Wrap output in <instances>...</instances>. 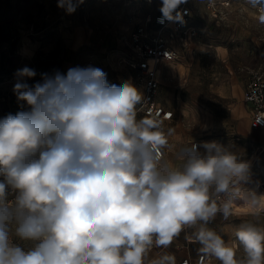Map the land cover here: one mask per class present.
I'll return each mask as SVG.
<instances>
[{
	"label": "clouds",
	"instance_id": "clouds-1",
	"mask_svg": "<svg viewBox=\"0 0 264 264\" xmlns=\"http://www.w3.org/2000/svg\"><path fill=\"white\" fill-rule=\"evenodd\" d=\"M187 2L161 0L158 22L183 23ZM81 3L57 6L72 14ZM247 3L264 24V0ZM15 75L21 110L0 118V264H144L153 246L168 248L185 228H197L205 257L264 264V228H237V259L207 227L218 212L229 218L232 189L250 179L234 151L192 142L173 165L163 158L173 130L157 116L137 118L142 92L128 81L110 84L100 68L41 73L31 85L34 69ZM250 204L258 207L255 195ZM153 264L176 262L164 255Z\"/></svg>",
	"mask_w": 264,
	"mask_h": 264
},
{
	"label": "rangeland",
	"instance_id": "rangeland-1",
	"mask_svg": "<svg viewBox=\"0 0 264 264\" xmlns=\"http://www.w3.org/2000/svg\"><path fill=\"white\" fill-rule=\"evenodd\" d=\"M57 2L0 0V118L21 110L13 86L17 70L26 66L37 73L27 81L30 85L40 81L41 73L59 71L66 74L70 68L90 66L102 69L107 79L136 85L135 72L123 61L132 53L128 46L129 31L139 17L136 18L133 13V6L110 0H83L75 12L68 14L57 6ZM196 2L198 22L208 33L206 42L209 47L204 49L209 50L203 55L199 52L194 67L189 66V59L165 66L159 99L173 109L174 119L164 123L163 130H173L168 138L170 145L176 139L183 146L187 145L186 139L191 138L215 141L246 160L250 158L249 139L242 137L241 141H233V136L229 134L230 127L246 118L237 113L235 101L223 99L220 95H231L232 85L235 90L241 86L242 91L248 67L257 68L263 63L264 27L243 0H233L230 6L220 7L216 13L208 10L203 0ZM143 8L140 9L141 14L152 9L148 4H144ZM217 46H225L230 54L233 51V57L245 65L243 69H237L236 76L230 81L231 87H220L227 75L222 62L223 54L217 52ZM238 104L242 105V100ZM229 108L235 109L237 116L234 117ZM253 142L261 144L255 138ZM258 146L252 147L254 153L251 154L257 157L253 167L252 162L248 163L250 174L252 169L259 180H264V145ZM257 149L258 156L255 155ZM165 160L172 162L170 156ZM244 186L236 185L232 193H237L238 188ZM256 209L262 212L264 205ZM259 216L255 218L249 213L237 211L224 219L222 214L217 213L207 227L234 247L238 243L235 232L242 224L264 228V213ZM196 230L185 228L168 248L158 247L149 251L144 264H153L164 255L174 256L176 264H180L182 257L195 256L201 247L194 239ZM243 256V249L238 244L236 257L241 259ZM215 259V262L218 261Z\"/></svg>",
	"mask_w": 264,
	"mask_h": 264
},
{
	"label": "built area",
	"instance_id": "built-area-1",
	"mask_svg": "<svg viewBox=\"0 0 264 264\" xmlns=\"http://www.w3.org/2000/svg\"><path fill=\"white\" fill-rule=\"evenodd\" d=\"M121 2L124 6H133L137 22L129 31L128 46L132 53L128 59H124L129 67L135 72L136 87L143 94V102L137 106V118L157 116L162 122L172 120L174 111L167 107L159 99L161 96L162 76L165 66H171L189 59V66H193L198 58L199 52H205L204 48L209 47L206 42L207 29L199 24V14L196 0H188L186 4L180 6V11H186L184 22L159 23L158 18L162 15L160 12L161 0H110ZM208 10L213 13L219 12L220 7L227 8L233 0H203ZM249 9L256 10L243 0ZM140 3L139 5H137ZM133 4V5H132ZM148 4L149 9L141 14L140 9ZM264 27V24H263ZM264 43V37L262 38ZM203 45V46H202ZM264 45V44H263ZM202 46V47H201ZM247 88L244 101L248 107L251 125L253 128H264V124H255L257 119L264 118V60L259 67L249 70L247 77ZM110 84L120 85L111 78L107 79ZM200 144V141H193ZM167 155L166 149L163 151V158ZM237 193L233 194L231 199L232 213H236L238 201ZM213 198H217L214 194ZM219 200L227 201L228 194H222ZM250 213V211H238ZM259 212V211H258ZM158 247L153 246L150 251ZM213 257H205L202 253L192 257L183 258L180 264H208Z\"/></svg>",
	"mask_w": 264,
	"mask_h": 264
},
{
	"label": "crops",
	"instance_id": "crops-1",
	"mask_svg": "<svg viewBox=\"0 0 264 264\" xmlns=\"http://www.w3.org/2000/svg\"><path fill=\"white\" fill-rule=\"evenodd\" d=\"M208 50L209 49H207L205 52H203L202 55L204 53L208 52ZM216 50H217V52L220 55L223 54L222 62L224 64V67L226 68L225 70H226V75H227L226 78H223V82H225V83L222 82L220 87H223V88L231 87V84H230L231 82L230 81L233 80L234 79L233 77L236 76L237 69H243V67L245 65H244L243 62H241L238 59H236L235 57H233V56H235V53H233V51H232V54H230L231 53L230 50L228 48H226L225 46H217ZM192 67H194V65ZM248 68H249L248 70L251 69L250 67H248ZM246 79H245L242 91L240 89L241 86L237 87V89L235 90V88L233 89V85H232V93H231V95H229V96L228 95H220V97L223 98V99H231V102L235 101L234 103H237V113H239L241 116L246 118V119H242L241 123L240 122L239 123H235L232 127H230L229 128V134H231L233 136V139H232L233 141H241L242 137L244 139H249L248 145L250 147V151H249L248 155H250V158H247L245 161L252 162V167H253L254 161H255V159L257 157L252 156L251 153L252 152L254 153V150H253L252 147H256L257 148V147H259L258 145H264V128L257 129V128H253L252 125H251L250 113H249L248 107H247V105H246V103L244 101V96H245V92H246V88H247V84H246L247 80ZM241 100H242V105L238 104V103H240ZM231 105H233V104H231ZM230 110L233 112L232 114H233L234 117L237 116L236 115L237 113H236L235 109H230ZM173 119H174V117H173ZM172 120L163 121L162 125L164 123L170 122ZM210 129L211 128L206 129V130H210ZM253 138H255L257 141H260L261 144H259L258 142H256L257 144H255L253 142ZM186 140L187 141H185V142H187V145H185V146L191 145V143L193 141H200V143L204 142V139L203 140H199V138H191L189 140L188 139H186ZM171 144L172 145L169 144V147L166 148L167 155H166L165 159H167V157L170 156L172 158V162H170V161L169 162L172 163L175 166H180L181 162L176 158L175 153H176V151H178V149L180 147H183V145L181 144V141H179V139L178 140L176 139ZM255 155L256 156L259 155L258 149L255 151ZM251 171L252 172L250 174V179L245 184L253 185L254 182H259V183H261L262 186H264V180H259L257 178L258 176L255 173H253L252 169H251ZM263 213H264V210L262 212H258V211L255 212V213L250 212L249 214L253 215L255 218H258V217H260L259 215L263 214ZM220 214H222V213H220ZM235 244H234V248L238 249V243H235ZM200 253L201 252H199L198 254H200ZM198 254H196V255H198ZM185 257H187V256H185ZM185 257H182V259L185 258ZM215 260L216 259L213 257V260L210 263H208V264H221V262L219 260L216 261V262H215Z\"/></svg>",
	"mask_w": 264,
	"mask_h": 264
},
{
	"label": "bare ground",
	"instance_id": "bare-ground-1",
	"mask_svg": "<svg viewBox=\"0 0 264 264\" xmlns=\"http://www.w3.org/2000/svg\"><path fill=\"white\" fill-rule=\"evenodd\" d=\"M236 200L238 201L236 210L238 211H258L250 204L251 196L255 195L259 201V205H264V186L259 182H254L253 185L245 184L243 189L238 188ZM263 207V206H262ZM260 210V209H259ZM260 212V211H259Z\"/></svg>",
	"mask_w": 264,
	"mask_h": 264
}]
</instances>
